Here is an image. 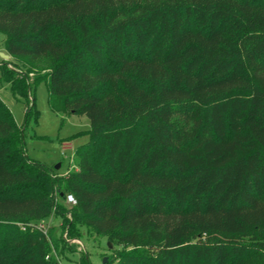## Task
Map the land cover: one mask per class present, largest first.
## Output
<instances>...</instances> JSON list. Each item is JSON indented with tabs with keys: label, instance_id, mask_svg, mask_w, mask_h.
Segmentation results:
<instances>
[{
	"label": "trees",
	"instance_id": "16d2710c",
	"mask_svg": "<svg viewBox=\"0 0 264 264\" xmlns=\"http://www.w3.org/2000/svg\"><path fill=\"white\" fill-rule=\"evenodd\" d=\"M0 33L30 67L0 65L25 107L0 97V264L83 239L107 264H264V0H0ZM42 82L90 121L66 176L26 154Z\"/></svg>",
	"mask_w": 264,
	"mask_h": 264
},
{
	"label": "rangeland",
	"instance_id": "374dc122",
	"mask_svg": "<svg viewBox=\"0 0 264 264\" xmlns=\"http://www.w3.org/2000/svg\"><path fill=\"white\" fill-rule=\"evenodd\" d=\"M1 54H7L6 36L0 33V65ZM12 66L19 70L24 66L30 68L25 62L16 58H9ZM18 61L19 64H18ZM31 77L33 74L30 75ZM0 97L12 111L19 126L25 123V107L12 97L9 86H0ZM36 109L39 112L38 123L32 120L25 139L27 156L48 167H62L57 171L59 176H66L75 167L74 154L78 147L88 142L86 132L90 129V121L86 116L65 115L53 112L48 105L47 84L42 82L36 89ZM80 133H83L80 135ZM60 226L61 220H51L49 226ZM76 253L68 254L61 264H82V253H87L90 264H104V259L111 255L112 250L106 239L93 243L88 239L81 241Z\"/></svg>",
	"mask_w": 264,
	"mask_h": 264
},
{
	"label": "built area",
	"instance_id": "2783aa9c",
	"mask_svg": "<svg viewBox=\"0 0 264 264\" xmlns=\"http://www.w3.org/2000/svg\"><path fill=\"white\" fill-rule=\"evenodd\" d=\"M66 203H67L68 206L71 207V206H75L77 204V201L75 200V198L72 195H68L66 197ZM39 228L40 229H44V231L46 233V229L44 228V225L43 224H41L39 226ZM65 237H67V235H65ZM69 242L70 243L77 244V245H81V246L83 245L80 240H69Z\"/></svg>",
	"mask_w": 264,
	"mask_h": 264
},
{
	"label": "water",
	"instance_id": "95a60500",
	"mask_svg": "<svg viewBox=\"0 0 264 264\" xmlns=\"http://www.w3.org/2000/svg\"><path fill=\"white\" fill-rule=\"evenodd\" d=\"M1 57L3 60H6V61L9 60V58H10V56L7 54H1ZM60 168H61V164H58L55 169L58 171V170H60ZM109 248L112 249V246L110 243H109ZM107 262H108V258H105L104 264H107Z\"/></svg>",
	"mask_w": 264,
	"mask_h": 264
}]
</instances>
